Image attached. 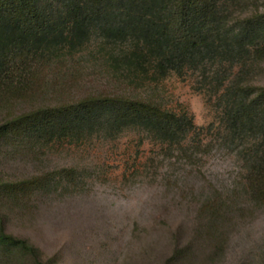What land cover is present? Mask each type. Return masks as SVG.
Listing matches in <instances>:
<instances>
[{
    "label": "rangeland",
    "instance_id": "1",
    "mask_svg": "<svg viewBox=\"0 0 264 264\" xmlns=\"http://www.w3.org/2000/svg\"><path fill=\"white\" fill-rule=\"evenodd\" d=\"M258 9L264 1H249L241 12ZM113 52L119 49L95 33L81 51L25 60L12 85L0 87V125L42 107L122 96L188 113L202 130L201 153L189 160L138 129L48 148L12 136L0 148V177L49 181L3 198L6 231L28 240L47 264H264V208L247 195L246 169L226 136L222 92L210 85L220 67L207 68V79L200 70L154 81L120 70ZM250 70L251 84L264 87V59ZM217 200L229 208L212 221L204 207ZM0 264L38 263L0 250Z\"/></svg>",
    "mask_w": 264,
    "mask_h": 264
},
{
    "label": "trees",
    "instance_id": "2",
    "mask_svg": "<svg viewBox=\"0 0 264 264\" xmlns=\"http://www.w3.org/2000/svg\"><path fill=\"white\" fill-rule=\"evenodd\" d=\"M249 1L264 0H0V87L12 85L25 60L51 61L81 51L95 33L119 49L111 55L119 69L137 78L160 81L204 70L207 79V68L219 66L210 85L213 93L222 92L227 140L246 169L247 195L264 208V87L249 81L250 68L264 59V10L243 16ZM128 129L148 133L169 150L182 149L189 160L197 159L203 147L202 130L186 112L122 96H91L7 120L0 125V148L12 136L48 148L103 134L115 138ZM72 172L62 174L71 177ZM45 181L48 175L21 182L0 177V211L4 197L26 196ZM227 207L224 201H209L204 212L214 221ZM0 250L47 264L28 240L6 231L1 212Z\"/></svg>",
    "mask_w": 264,
    "mask_h": 264
}]
</instances>
